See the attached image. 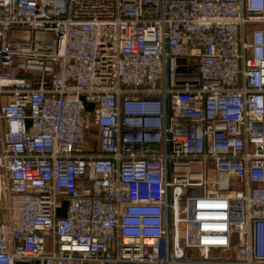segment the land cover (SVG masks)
Listing matches in <instances>:
<instances>
[{"label": "built area", "instance_id": "1", "mask_svg": "<svg viewBox=\"0 0 264 264\" xmlns=\"http://www.w3.org/2000/svg\"><path fill=\"white\" fill-rule=\"evenodd\" d=\"M0 264H264V0H0Z\"/></svg>", "mask_w": 264, "mask_h": 264}]
</instances>
